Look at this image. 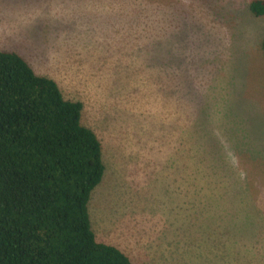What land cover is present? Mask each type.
Returning <instances> with one entry per match:
<instances>
[{"label":"rangeland","instance_id":"rangeland-1","mask_svg":"<svg viewBox=\"0 0 264 264\" xmlns=\"http://www.w3.org/2000/svg\"><path fill=\"white\" fill-rule=\"evenodd\" d=\"M253 0H0V50L83 103L97 241L133 264H264V14Z\"/></svg>","mask_w":264,"mask_h":264},{"label":"trees","instance_id":"trees-1","mask_svg":"<svg viewBox=\"0 0 264 264\" xmlns=\"http://www.w3.org/2000/svg\"><path fill=\"white\" fill-rule=\"evenodd\" d=\"M250 9L263 15L264 0ZM82 110L20 54L0 50V264H133L91 228L105 165Z\"/></svg>","mask_w":264,"mask_h":264}]
</instances>
